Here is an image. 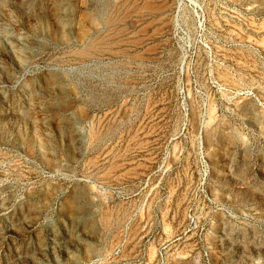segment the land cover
<instances>
[{
	"label": "rangeland",
	"instance_id": "374dc122",
	"mask_svg": "<svg viewBox=\"0 0 264 264\" xmlns=\"http://www.w3.org/2000/svg\"><path fill=\"white\" fill-rule=\"evenodd\" d=\"M0 264H264V0H0Z\"/></svg>",
	"mask_w": 264,
	"mask_h": 264
}]
</instances>
